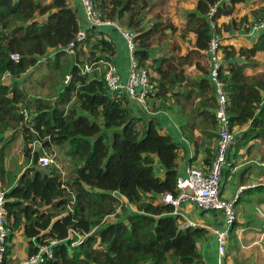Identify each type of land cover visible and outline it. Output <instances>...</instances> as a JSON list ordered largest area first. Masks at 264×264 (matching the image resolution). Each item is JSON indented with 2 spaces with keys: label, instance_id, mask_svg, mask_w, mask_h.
<instances>
[{
  "label": "trees",
  "instance_id": "trees-1",
  "mask_svg": "<svg viewBox=\"0 0 264 264\" xmlns=\"http://www.w3.org/2000/svg\"><path fill=\"white\" fill-rule=\"evenodd\" d=\"M90 1L102 21H117L132 29L136 64L147 71L154 88L148 93V102L155 113L174 111L182 136L195 145L196 152L202 151V164L208 165L215 155L217 98L209 67L197 63L203 74L190 78L183 66L191 63L190 56L209 47L214 34L219 36L222 50L218 72L234 140L239 139L246 153L254 145L251 141H264V70H256L255 60L256 53L264 51V28L254 30L256 39L250 46L222 45L221 36L251 32L255 23L264 22V5L236 17L235 5L243 0H196L195 7L185 13L181 33L185 38L193 32L194 46L180 55L174 43L167 42L175 25L159 16L146 20L145 12L152 8L153 0ZM222 16L229 19L218 24ZM104 26H87L85 38L69 54L62 48L82 28L69 0H0V180L5 191L7 240L10 243L14 232L22 229L26 255L56 240L47 264H205L198 240L208 237L207 227L181 226V216L173 215L174 207L162 201L166 193L178 194L180 144L160 132L157 115L143 123L123 93L108 92L104 73L109 64L115 65L118 42L104 37ZM163 42L168 50L156 54L155 45ZM82 50L88 51L86 59ZM41 62L56 75L53 84L60 80L62 86L52 103L37 100L25 116L20 110H27L28 94L17 80ZM85 65L92 70L86 71ZM20 129L26 141L33 131L46 138L43 147L68 145L76 164L75 176L65 183L56 169L34 166L12 174L5 157L10 140ZM29 154L36 164L38 151L30 152L28 147L26 156ZM236 155L229 150L223 174L234 167L232 157ZM244 190L264 191V185ZM113 191L123 194L135 210L128 211L123 204L116 212L119 201ZM204 212H210L216 221L222 219L217 211ZM112 213L114 221L103 220ZM260 217L264 224V216ZM236 223L242 221L237 218L232 225L224 258L231 255L234 264H245ZM71 230L88 235L72 245L75 236H69ZM16 261L8 245L2 264Z\"/></svg>",
  "mask_w": 264,
  "mask_h": 264
},
{
  "label": "built area",
  "instance_id": "built-area-1",
  "mask_svg": "<svg viewBox=\"0 0 264 264\" xmlns=\"http://www.w3.org/2000/svg\"><path fill=\"white\" fill-rule=\"evenodd\" d=\"M83 5V10L85 18L87 20L88 26L99 27L101 25H112L114 26L121 37L123 38L128 51L131 54L132 64L128 71V76L126 81H122L121 75L116 69L115 65H108L104 78L106 81V87L110 94L123 93L132 103L138 104L143 110L149 111L150 106L148 104V93H153L154 88L149 83V77L147 71L143 67H138L136 60L134 58V50L136 49V44L134 42V32L128 28L123 27L117 21H102L92 8L90 0H80ZM222 0H219L221 2ZM219 2H216L219 3ZM214 11L211 9L208 16H210ZM264 28V22H257L253 25L252 31ZM86 36L85 29L80 28L75 34L74 38L62 48L66 53L73 54L75 49V44ZM109 39L108 35L104 36ZM221 45L219 42V36L213 35L209 47L204 51L210 57V67H209V77L211 84L213 86L214 94L217 98V105L215 109V118L218 123V135L216 138L215 145V155L212 161L208 165L203 167H197L194 165H188L184 168V174L179 175L177 179V189L178 194L173 195L166 193L162 201L168 203L174 207L173 214H180L179 209L183 204L192 203L196 207L202 210L217 211L222 215L221 224L215 227H207L210 229L211 234L214 236L217 246V259L216 264H229L228 260L224 258L228 237L232 225L235 221L236 212L234 203L236 198L232 200H227L220 193V186L222 183L223 170L226 168L227 155L234 142L235 134L231 129L230 119L226 110L227 97L224 93V83L219 77L218 69L221 64L219 53ZM12 59L17 60V54L10 55ZM40 62V61H39ZM86 71H91V67L85 65ZM98 70V68H97ZM69 76L65 77L68 80ZM20 112L27 116V110L21 109ZM43 143V142H42ZM31 146H29L30 148ZM41 148H44L41 144ZM38 151L32 149L31 151ZM39 153V151H38ZM39 155V154H38ZM55 163V157L51 154H42L37 158V164L41 167H47ZM112 195L117 198L119 205L117 211L127 200L123 194L118 191H113ZM5 203V191L1 188L0 180V264L6 255L7 246L10 245L7 240L8 228L6 227L5 217L7 215V210L4 206ZM127 206L134 210L133 207L127 203ZM113 216V215H110ZM109 217V216H107ZM105 217L104 219H106ZM184 225L199 226L197 223L187 220ZM88 234H79L74 230L70 231L69 236H75L73 244L82 242V240ZM56 240L50 241L49 244L41 245L37 252L25 255L23 258L16 262H11L9 264H47V258L53 257V250L51 245L54 244Z\"/></svg>",
  "mask_w": 264,
  "mask_h": 264
},
{
  "label": "rangeland",
  "instance_id": "rangeland-1",
  "mask_svg": "<svg viewBox=\"0 0 264 264\" xmlns=\"http://www.w3.org/2000/svg\"><path fill=\"white\" fill-rule=\"evenodd\" d=\"M194 1L195 0H153L154 4L152 8L146 10L145 12L146 20L147 19L152 20L156 16H159L161 17L162 20L170 21L171 23L175 25L176 30L174 33L169 34L170 41H167V42L170 44L174 43L176 47V53L180 55L188 54L190 49H193V46H194L195 35L193 32L188 33L185 38L181 37L182 27L185 21V13L187 10H190L191 8L193 9L196 3V1L195 2ZM261 5H264V0H243V1L238 2V4H236L237 13L241 15L243 12L249 11L251 8L258 7ZM166 32L169 33V30H167ZM221 35L224 36L223 38L224 42H222V45L232 44L235 47H240L242 45H246L247 42L249 44L251 42L249 38L247 39V37L240 32H231L229 34H227L226 32L224 34L222 33ZM254 39H256V37H254ZM164 43L165 42L161 43V45H158V44L155 45L157 46L156 54H158L159 52L168 50V47L163 48ZM204 51L206 50L199 51L200 53L193 58L192 56H190L191 63L183 66L185 70V74L188 77L195 78L203 74V72L197 67L196 65L197 63L205 67H210V62H211L210 57ZM87 52L85 50L81 51V56L83 57V59H86L88 55ZM217 52L219 53L220 60H221L222 50H218ZM258 54L259 56L255 57L256 61L258 62L257 68H259V70H264V52H261ZM148 71L149 73H151V75H153L154 71L151 67H150V70L148 69ZM55 77L56 75L52 74L50 68L48 66H45L44 62H41L38 65L32 66L26 74L18 78L17 81L20 84L22 83V87L25 89V91L28 94L27 95L28 96L27 111L33 107L34 103L37 100H42V101H46L47 103H52L53 101L52 98L57 96V93L60 90V87L62 86V83L60 80L57 83L53 84L55 82L54 80ZM59 78L60 77H58V79ZM180 89L181 87L179 88V90ZM148 104L150 106L149 111L154 112L152 108V103L148 102ZM244 128H246V126H244ZM31 134H32V138L29 141H26V139L23 138V131L21 129L16 134H14L13 138L10 140V143L8 146L9 149L5 157L6 168L12 174H16L18 171L22 172L27 167H32V166L43 168L39 166L37 163L33 164V162L30 161L31 154H29V156H26V148L31 146L29 148L30 152L32 149H35L39 151V155H42L44 153L54 155L55 163L51 166L45 167L44 169H48V170H51L52 168L56 169L58 172L61 173V175H64L65 183L67 180L73 178L75 176L76 164L70 158V155L68 153L69 146L66 144L60 146V145L51 143L50 146L41 148L40 146L42 142L46 140V138H43V137L39 138L37 136V133L35 134L34 131ZM251 143H254V145H252V148L249 153L253 155L260 153L263 155L264 143L260 139L253 140L251 141ZM258 144L260 148L257 150L256 149L254 150L253 148H255V146ZM245 149H246L245 146L244 147L239 146V139L234 140L230 148V153H236L237 155H236V158L232 157V161L235 163V165L237 164L241 165L238 170L239 173L243 172L245 167H247L246 171L249 173L251 171L253 174L258 173L260 168L258 165L255 164V162L250 163L248 165L246 164L247 158L245 155ZM194 165L197 167L204 166V164H202V161H200L199 164L197 165L194 164ZM254 175L256 177V174ZM233 178H234V181L237 183V185L234 184L233 181H231ZM238 178H239V174L236 176V173H234L232 169H230V171L226 173V175L225 174L222 175V183L220 186V192L221 194H223L224 198L227 196L228 198L233 197L234 194L236 193V190H239L237 189L240 183L238 182ZM257 178H260V177H257ZM246 186L242 185V187L240 188L243 189ZM262 193H264V191ZM259 195L260 193L256 191L249 192V191L243 190V193L240 194L239 202L235 205V209H236L235 212L237 213L235 220L237 219V216L241 221L244 220L245 219L244 217L246 214H247V219L249 220L250 218L255 216L254 212H257V210L255 209V206L257 205L256 199ZM227 200H232V199H227ZM185 205H189V207L188 206L183 207V211L188 216L192 217L194 220H196L199 223H207L206 216H209L210 212H204L206 210H202L196 207L192 203H186ZM244 208H246V210H244ZM202 212L204 213L202 214ZM173 215H177V214H173ZM180 216H181L180 222H179L180 225H183L187 220H189V219H184L182 214ZM112 220H114V218H112ZM239 226L240 228L245 227L242 224L238 225L236 223L235 225L236 229ZM240 233H241V236L247 241V244H248V245L244 244L242 237H240V240L238 238L239 242H241V245H242V254L250 253V255L254 259H257V256L260 258H264V230L254 229L252 231H247V229L245 228L241 230ZM14 235L16 237H19V233L18 234L15 233ZM20 247L18 246L15 248V252H14L15 254L22 253V249ZM23 249H27V247Z\"/></svg>",
  "mask_w": 264,
  "mask_h": 264
},
{
  "label": "crops",
  "instance_id": "crops-1",
  "mask_svg": "<svg viewBox=\"0 0 264 264\" xmlns=\"http://www.w3.org/2000/svg\"><path fill=\"white\" fill-rule=\"evenodd\" d=\"M196 1V0H195ZM194 1V2H195ZM193 2V3H194ZM69 4L75 9V11L79 14V24H80V27H82L83 29H85L87 26H88V23H87V20L85 18V14H84V10H83V7H82V3L80 0H69ZM238 4V3H236ZM195 7V5H194ZM193 7V8H194ZM192 9V8H191ZM244 13V12H243ZM242 13V14H243ZM241 14V15H242ZM237 13V7L235 5V11H234V14L233 16H241ZM226 19V20H225ZM229 19L228 16H222L218 19V24H221L222 22H225ZM104 26V25H102ZM101 27V26H100ZM104 30L105 32L107 33V35L112 39H115L117 42H118V48H117V55L116 57L114 58V64L118 67L119 69V72L122 76V79L125 80L126 77H127V74H128V70H129V67H130V64H131V54L130 52L127 50L126 48V45H125V42L123 40V38L121 37V35L118 33V31L116 30V28L112 25H105L104 26ZM244 34L247 39L249 38L250 39V44L255 40L254 37L256 35V33L254 32H249V33H242ZM222 36V42H224L223 38L224 36ZM247 42V40H246ZM250 44L247 42L246 45L250 46ZM261 52H264V51H260L258 53H261ZM256 54L255 57H258L259 54ZM256 60V59H255ZM256 70H259V68L256 67ZM246 72L247 73H250L251 70L250 69H246ZM132 108L134 110V113L136 116L140 117L144 122H148V120L150 119V112L149 111H144L138 104L136 103H133L132 104ZM153 114L157 115L158 116V119H159V123H160V132L161 133H166V134H169L173 140L177 143L180 144V148L178 150V157L176 159V162L178 164V172H179V175H183L184 174V168L188 165H194V164H199L200 161H202V158H203V154H202V151L201 150H198V152H196V148H195V145L186 140L179 128H178V125H177V122H176V116L174 114L173 111L169 110V111H160V112H154ZM264 143V141H262ZM259 144L255 146V148H253L254 150L256 149H259ZM243 155V154H242ZM245 155H246V164H250V163H253L255 162L256 165L259 166L260 170L258 171V173H254L256 174V177L255 175L252 173V171L249 173L247 172V167H245L244 171L239 173L238 170L240 168V164H237L235 165L232 169V171H234V173H236V176L239 174V178H238V182L239 185L237 187V189L239 190H236V193L234 194L233 197L231 198H227V199H235L236 198V202L234 203V206L237 204V202L239 201L240 199V194L243 193V190L244 189H247L249 187H256V185H264V158L262 157V154L260 153H257L255 155L251 154V153H246L245 152ZM264 155V153H263ZM227 165L228 163L226 164V168H227ZM195 166V165H194ZM242 173H245V175H243ZM257 177H260V178H257ZM245 179V180H244ZM233 181L234 184L237 185V183L234 181V178L231 180ZM242 185H247L245 188L241 189L240 187H242ZM256 192H259L260 195L257 197V205L255 206V209L257 210V212H254L255 216L252 217L250 220L247 219V214L245 215V219L242 220V225L245 226V227H241L240 226L236 229L235 227V233L237 235V237L239 238L240 240V237L241 236V230L243 229H247V231H252L254 229H260V230H264V224L261 223L260 221H262V218L260 216H264V193H262L263 191H256ZM223 196V194H221ZM224 197V196H223ZM189 205H185L183 204L181 206V209H179V212L183 215V218L184 219H189L191 221H195V223H197L199 226H205V227H215V226H218L221 224V220L220 219L219 221H216L215 219H213V217L211 218V214L209 216H206V219H207V223H199L197 222L196 220H194L192 217L188 216L184 211H183V207H186ZM236 210V209H235ZM244 210H246V208H244ZM203 214V213H202ZM237 214V213H236ZM238 218V216H237ZM239 219V218H238ZM110 221H112V218H109ZM114 220H115V217H114ZM241 221V220H240ZM244 222V223H243ZM241 225V224H240ZM208 229V228H207ZM209 230V235L206 239L204 240H198V245H199V248L203 254V259L205 261V264H216V259H217V247H216V241H215V238L214 236L211 234L210 232V229ZM15 233H19V237H16L15 235H13V238L11 239L10 241V245H11V257L12 258H16L17 261L21 258H23L26 254H27V251L26 249H23V248H26V238L25 236L23 235V232H22V229H19L17 231L14 232ZM247 239V237H246ZM238 240V241H239ZM242 240L244 242V244L248 245L247 244V241L242 237ZM20 247L22 249V253L21 254H18V253H14L15 252V248L16 247ZM240 252H241V255H242V261L244 260L245 261V264H260L261 262L264 261V258H260L257 256V259H254L250 253L248 254H242V245H241V242H240ZM234 257H232L231 255L228 256V262L229 264H234V260L232 259Z\"/></svg>",
  "mask_w": 264,
  "mask_h": 264
},
{
  "label": "clouds",
  "instance_id": "clouds-1",
  "mask_svg": "<svg viewBox=\"0 0 264 264\" xmlns=\"http://www.w3.org/2000/svg\"><path fill=\"white\" fill-rule=\"evenodd\" d=\"M145 111V110H144ZM167 111H169V110H167ZM147 112V111H146ZM151 114H153V112H151V111H149ZM32 152V151H31ZM51 166V165H50ZM48 167V166H47ZM43 168H45V167H43ZM126 198V197H125ZM163 198V197H162ZM126 200H127V198H126ZM127 203H128V200L125 202V203H123L124 205H126L127 206ZM129 204V203H128ZM131 205V204H130ZM132 207H133V209L135 210V207L133 206V205H131ZM118 208V207H117ZM127 210L128 211H133L132 209H130L128 206H127ZM120 211V210H119ZM119 211H117V209H116V212H119ZM110 215H113V216H110ZM107 216H109V217H107ZM105 217H107L106 219H104ZM104 218H103V220L104 221H110L109 220V218H114L115 217V215H114V213H112V214H108V215H106ZM116 219V218H115ZM112 221H114V220H112ZM182 226V225H181ZM75 240V239H74ZM73 240V241H74ZM83 241V240H82ZM79 243V242H78ZM72 245H74L73 244V242H72Z\"/></svg>",
  "mask_w": 264,
  "mask_h": 264
}]
</instances>
